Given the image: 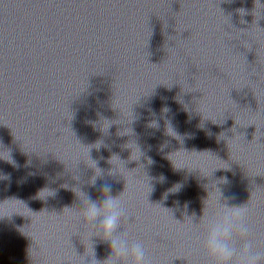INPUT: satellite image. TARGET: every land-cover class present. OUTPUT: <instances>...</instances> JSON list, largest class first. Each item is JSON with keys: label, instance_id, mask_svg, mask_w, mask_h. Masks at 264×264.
Here are the masks:
<instances>
[{"label": "clouds", "instance_id": "obj_1", "mask_svg": "<svg viewBox=\"0 0 264 264\" xmlns=\"http://www.w3.org/2000/svg\"><path fill=\"white\" fill-rule=\"evenodd\" d=\"M93 184L101 192V198L93 199L90 194L79 192L81 207L76 212L94 229L96 234L92 236H100L109 243L111 253L99 260L91 244L90 254L86 249L84 255H78L79 264H154L145 243L131 238L123 227L126 208L121 194L113 196L112 185L107 180L99 185L93 181ZM221 196L220 193L215 206L221 211L209 214L206 211L209 205L204 202L203 214L198 223H194L203 224L202 247L211 264H264V248L248 239L251 232L247 223L248 204H229L227 201L234 200V195L221 202ZM237 238L242 241L239 246L235 242Z\"/></svg>", "mask_w": 264, "mask_h": 264}]
</instances>
